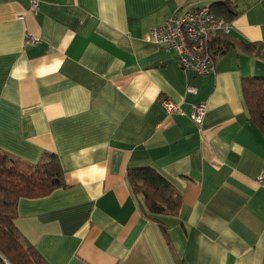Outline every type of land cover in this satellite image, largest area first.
I'll return each instance as SVG.
<instances>
[{
	"label": "crops",
	"instance_id": "1",
	"mask_svg": "<svg viewBox=\"0 0 264 264\" xmlns=\"http://www.w3.org/2000/svg\"><path fill=\"white\" fill-rule=\"evenodd\" d=\"M39 1L0 0V148L57 154L67 187L21 199L22 234L49 264H264V127L242 89L264 78V0ZM202 4L232 26L209 74L146 40ZM143 166L180 191L177 214L145 213L127 176Z\"/></svg>",
	"mask_w": 264,
	"mask_h": 264
},
{
	"label": "trees",
	"instance_id": "2",
	"mask_svg": "<svg viewBox=\"0 0 264 264\" xmlns=\"http://www.w3.org/2000/svg\"><path fill=\"white\" fill-rule=\"evenodd\" d=\"M218 14L230 22L231 17L226 12ZM229 36L218 35L212 47L224 53L226 46L222 44ZM242 89L251 112H255L259 124L264 127V78L244 79ZM127 176L134 193L143 200V210L148 216L158 218L164 214H177L181 205L180 191L154 167H133ZM66 187L57 154L46 152L38 162L31 163L0 148V264H49L16 224L19 202L24 198L46 197Z\"/></svg>",
	"mask_w": 264,
	"mask_h": 264
},
{
	"label": "built area",
	"instance_id": "3",
	"mask_svg": "<svg viewBox=\"0 0 264 264\" xmlns=\"http://www.w3.org/2000/svg\"><path fill=\"white\" fill-rule=\"evenodd\" d=\"M30 3L31 9L37 11L40 1L30 0ZM231 30L230 22L218 17L209 5L202 4L177 9L162 24L153 26L146 40L173 52L181 69L209 74L216 71L217 58L222 55L218 48L212 47V42L218 35L230 34ZM187 90L193 93L195 87L188 85ZM161 104L168 113L183 112L169 97H163ZM206 113L205 103L192 106L190 117L199 129H202ZM257 181L264 182V172Z\"/></svg>",
	"mask_w": 264,
	"mask_h": 264
}]
</instances>
